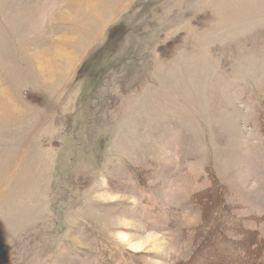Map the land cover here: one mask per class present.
I'll use <instances>...</instances> for the list:
<instances>
[{"label": "rangeland", "instance_id": "374dc122", "mask_svg": "<svg viewBox=\"0 0 264 264\" xmlns=\"http://www.w3.org/2000/svg\"><path fill=\"white\" fill-rule=\"evenodd\" d=\"M210 178L264 238V0H0V264H186Z\"/></svg>", "mask_w": 264, "mask_h": 264}, {"label": "trees", "instance_id": "16d2710c", "mask_svg": "<svg viewBox=\"0 0 264 264\" xmlns=\"http://www.w3.org/2000/svg\"><path fill=\"white\" fill-rule=\"evenodd\" d=\"M226 192V186L210 178V185L192 195L196 205L202 209V230L209 224L205 218V208L212 206L214 216L211 220L213 226L202 233V244H197L195 254L186 264H191L192 260L193 264L198 263L201 254L202 264H264V238L257 227L262 218L236 215L233 207L225 200ZM212 195L218 198L217 204L210 201ZM248 222L254 223L256 228L245 226ZM226 251L228 260L224 259ZM213 258L215 260H211Z\"/></svg>", "mask_w": 264, "mask_h": 264}, {"label": "bare ground", "instance_id": "6f19581e", "mask_svg": "<svg viewBox=\"0 0 264 264\" xmlns=\"http://www.w3.org/2000/svg\"><path fill=\"white\" fill-rule=\"evenodd\" d=\"M155 238V237H154Z\"/></svg>", "mask_w": 264, "mask_h": 264}]
</instances>
